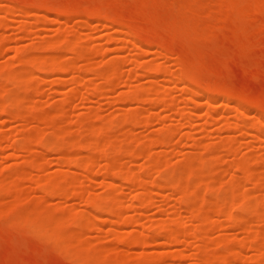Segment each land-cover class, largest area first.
<instances>
[{"label": "rangeland", "instance_id": "1", "mask_svg": "<svg viewBox=\"0 0 264 264\" xmlns=\"http://www.w3.org/2000/svg\"><path fill=\"white\" fill-rule=\"evenodd\" d=\"M29 1L0 0V132L4 134L0 141V264H137L140 257L146 258L147 264H208L198 258L203 250L198 251L201 245L191 236L196 222L187 220L191 214L179 202L178 191L171 193L167 185L162 189L150 186L154 191L151 204L130 206L136 186H126L116 176L113 177L116 185L107 184L110 179L109 176L106 180L107 173L104 175L106 166L110 171L105 166L107 160H113L122 171L139 172L147 165L145 157L139 154L141 149L159 153L158 170L150 168L143 179L175 181L180 176L181 187L189 184L199 189L189 206L200 205L203 199L218 201L236 214V222L228 223L206 204L201 205L203 209L198 215L206 216L208 222L214 220L212 226L204 225L208 242L203 249L212 258L227 255L231 247L241 244L247 230L264 231V216L257 214L264 213V135L256 139L240 128L242 121L254 118L253 107H248L246 114L237 119L232 106L235 102L223 110L220 100L214 99L212 103L218 109L209 117L204 96L198 95L192 101L179 88L180 82L168 88L172 83L165 80L166 73L175 77L185 64L200 80L263 104L264 0H240L237 3H242L243 12L240 7L234 12L237 3L227 7L224 0L36 1L40 7L29 6ZM105 3L112 19L104 21L110 23L107 28L102 26L101 18H89L86 23L72 15L88 6L84 8L89 9L86 16H100L95 6L98 4L102 9L107 6H103ZM18 4H26L28 11H19ZM64 10L71 11L69 17L63 15ZM116 22L134 30L138 41L118 33ZM57 30L64 33L60 40L63 41L57 43L62 45L52 50L56 60L70 57L65 44L83 36L78 41L89 51L88 56L74 59L82 83L99 85L94 72L115 59L120 61L121 78L117 84L99 88L90 95L84 85L75 87L71 72L47 69L25 72L26 63L16 61L14 51L32 53V61L37 62L46 51L41 44L52 39ZM135 42L146 43L149 48L141 51ZM147 63L160 65L165 71L155 72L154 80L152 75H144L141 64ZM18 78L22 80L14 84ZM153 82L157 95L164 92L172 100L171 110L159 103L149 104L147 91L140 101L123 99L133 89ZM63 101L67 103L60 112ZM9 105L12 112L23 108L27 114L18 119L11 116L14 113L1 111ZM131 114L137 115V121L127 124L123 118ZM24 133L32 136L29 157L23 150L10 147V142L19 140ZM158 134L165 135L164 145L152 143L150 137ZM55 135L62 147L44 146L42 141L52 142L49 140ZM94 135L100 138L97 146L104 145L106 152L94 153L93 169L84 170L81 162L90 151L85 144ZM39 138L43 145L37 143ZM63 155L79 165L61 164ZM247 155V164L258 175L256 184L242 180L243 172L233 164ZM188 156L194 157L185 159ZM32 158L40 168L33 165ZM184 166L186 170L180 169ZM162 167L166 170L165 177L160 171ZM14 169L24 172L16 173ZM65 178H71L70 182ZM44 179L53 188L63 184L80 195H45L38 187ZM247 190L252 193L236 209L235 192ZM102 196L114 201L121 216L136 215L135 221L120 223L103 211L99 219L93 218L90 214L94 209L88 198ZM45 212L50 219L44 218ZM178 221H182L177 228L183 238L181 243L164 242L152 231L156 223ZM146 229L149 230L145 232ZM121 232L137 233L143 241L138 244L117 241L115 234ZM220 237L224 242L215 245L213 241ZM256 244L262 251L260 258L252 242L245 241L240 246L239 258L218 264H256L257 260L258 264H264V233L258 234Z\"/></svg>", "mask_w": 264, "mask_h": 264}, {"label": "bare ground", "instance_id": "2", "mask_svg": "<svg viewBox=\"0 0 264 264\" xmlns=\"http://www.w3.org/2000/svg\"><path fill=\"white\" fill-rule=\"evenodd\" d=\"M36 1H40V0H32V1L30 0L27 4H29V6L34 5V6L40 7L39 5H37V4H39V2H36ZM239 1L240 0H224L227 7H230L232 4H235ZM238 4L239 3H237L236 8H234V12H236L237 9L241 8L242 3H240L239 5ZM18 5H20V4H18ZM105 5H107V6H105ZM103 6H105V7H102V9H101V7H99L98 4L95 6V8L98 11V13L100 14V16H98V15L86 16L88 14L89 9H84V8L85 7L87 8L88 6L81 7L80 10L82 12L79 11L76 13H72V15L82 18L83 19L82 21L84 22V20H85L86 23L88 22L89 18H94V19L101 18L102 22H104V21L108 22V20L112 21V19L109 17L110 16L109 13H111L110 10H108V9H110L108 7L109 5L107 3H105ZM243 8H244V6H243ZM243 8H241V10ZM17 9L21 12L28 11L26 4H25V6L20 5L19 7H17ZM235 9H236V11H235ZM227 10H228V8H227ZM241 10H239L240 14H241ZM243 10H242V12H243ZM70 13H71V11L64 10L63 15L69 17ZM99 20L100 19H98V22H99ZM107 22L102 23V26H104V28H107L109 26L110 23H107ZM116 23L118 24L117 25L118 28L116 29L118 31V33L119 32L122 33L123 36L124 35L129 36L131 38L130 40H137L136 36H138V35L134 30H130L129 27L123 25L120 22H116ZM63 33L64 32H59V30H57L55 36L52 39L43 41V43L41 44L42 47L44 49H46V51H49V52L45 51L41 56L38 57L37 62L32 61V59H31L32 53H29V54L25 53V50H22V49L21 50L17 49L14 51L15 52L14 56L16 58L15 60L18 62L26 63L25 66L27 69L25 70V72L29 71L31 74L34 73L33 71H36V70L45 71L46 69H47V71H52V72H57V73L71 72L73 75L71 80L75 84V87H78L79 85H84V87L86 89L85 92L87 94H90V95L94 94L97 91V89H99V88H100V90H101V88L106 89L105 87L108 88V87L113 86V84H117V81L121 78L119 73H118V64L120 61L115 60V59L105 62L103 64L102 68H100L97 73L96 72H94L95 74L93 73L94 75H96L99 78V81H98L99 85L95 84L94 86H92V85H86L85 86V83H82V79L79 76L80 75L79 74V72H80L79 68H78L79 72H77L79 75L76 73L77 68L75 67V60L74 59L78 58V57L83 58L85 55H87L89 53V51L85 47H82L81 41H78V40H81L83 38V36H81V38L78 40H74L73 42L67 41V46L65 44L64 48L66 47L65 50H68V52L70 51V53H71L70 57L63 59V60H56L55 56H54L55 51H52V50L59 48L62 45V44L57 45V43L63 41V40L60 41L63 37ZM107 35L108 34H106L104 37L106 38ZM64 37H65V34H64ZM138 43L139 42H137L135 45L141 51H146V48H149V45L146 43H143V44L139 43L141 45H139ZM151 43H153V42H151ZM43 48H41V49H43ZM0 49H1V46H0ZM55 55H56V53H55ZM85 64L87 65V62ZM141 66H142V70L144 71V75H147V76L152 75L154 80L157 79L155 77V75H153V74H156L155 72H164L165 71L160 65L154 66V64L147 63L144 65L141 64ZM184 66L185 67H184V69L182 68L183 69L182 72H179V74L175 77L171 76L172 73H166L165 74L166 82L172 83V84H170V86L168 88L175 87V85L173 83L178 81V82H180L179 88H181L183 90V92L186 93L187 98L191 99L192 101H195V99L198 95L204 96L205 97L204 103L206 104V109H207L206 113L208 114L209 117L212 116V113H214V111H216L218 109V107L214 106V103H212V101L214 99L220 100V105H222L221 108L223 110H226L227 105H231L232 102H235L232 106H233V111H234V115L236 116V118L241 117L242 114L245 113L246 110L248 111V109H249L248 107L252 106L253 110L252 109H250V110L253 111L252 116L254 118L252 117L253 119L249 120V121L248 120L242 121L241 127L240 126L239 127L241 128L242 132H244V133H250L251 132L256 139H260L263 137V135H264V105L263 104L264 103L263 104L262 103H259V104L254 103V102L250 101L249 99H247L245 96H243L241 94L237 95L236 93L234 94L233 91L225 89L222 86L213 85L209 81L204 82V81L200 80V78L196 74L189 72L188 69L186 68L187 66L185 64H184ZM85 67L86 66L84 65V68ZM87 67L89 68V66H87ZM95 70H97V68ZM90 71H88V72L90 73ZM21 80L22 79L18 78L13 83L18 84V81H21ZM23 80L25 83H29L28 79L24 78ZM103 84H104V86H103ZM155 84H156V82H153L150 85H143V86L141 85L137 89H133V91L126 93L123 99L140 101L142 99L141 97H142L143 93L147 91L150 93V96L148 97V103L149 104L159 103L160 105L163 106V108H165L167 110H171L172 105H173L172 100L167 99V93L162 92L161 95H157L155 93V91H156ZM66 103L67 102L63 101L60 108L58 109L60 112H62L63 108H65ZM1 111L4 113L6 112L9 115L14 113L11 116L15 115V117L17 116L18 119H20L19 117H24V115L27 114L26 109H23V108H19L16 112H12V106L11 105H9V107L4 106ZM59 111H57V112L60 113ZM187 117H190V116L187 115ZM123 121L127 122V124L129 121L136 122L137 121V115L131 114L129 116H125V118H123ZM234 126H235V124H234ZM22 135L23 136H21L19 140H14V141L10 142V147L16 151L23 150L25 153L28 154V157H29V156H31L30 155L31 152H28V149L30 148L29 143L32 140V136H28L29 135L28 133H24ZM3 136H4V134H2L0 132V141H1ZM94 136H96V137L95 138L93 137L92 139L90 138V140H88L87 143L85 144V146L90 151L88 154L83 156V160L81 162V167H83L84 170H92L93 169V165H94L95 157H96L94 153L104 154L106 152L104 145L97 146L98 142L100 140L99 136L98 135H94ZM150 138H153V140L151 139L152 143L154 142V144H156L158 146L164 145L167 142L165 135H163V134H158L157 136L155 135L154 137L152 136ZM57 139H58V135H55L54 139L49 140L52 142H47L48 140L42 141V139H40V138L36 141H37V143L40 142V145H43V144H41L43 142L45 144L44 146H46V147L58 149V148L62 147V143L59 139L58 140ZM54 140H55V142H53ZM52 144H54L55 147ZM73 144L74 143H69V145H73ZM226 148H228V147H226ZM139 154H141L147 160V162H146L147 165L143 166V170H140L139 172H134V171L129 170V169L122 171V170H120L119 167H117L116 163L113 160H107V162L105 163V166L108 165V167L110 168V171L114 172V173H112V175H110L111 172L109 171L107 166H106V169H104L105 170L104 175L106 173L108 174L110 172L108 175L107 174L105 175L106 180L109 179L107 177L110 176V179L108 180V183H107L108 185L115 184L113 177L116 176V177L120 178L121 180L125 181L126 186H136L137 187V192H135L133 194V196L130 200V203H129L130 206H136L138 203H142L144 206L150 205L152 198H153L154 191H151L149 187L154 186L157 189H162V188H164V186L166 187V185H167V188H169V189L171 188L170 189L171 193H173L174 191L180 192V193L177 192L179 202L182 203L184 205V209H187V211L189 210V213L191 214V216L189 218H187V220L188 221L195 220V222H196V223H194L195 227H194L193 231L191 232V236L198 239L199 244L201 245L198 248V251L200 252V250H203L198 255L199 256L198 258L200 260H203L204 262H208V264H218L221 261L226 262L229 260H234V258L237 259V258H239L238 254H239L240 246L242 245V243H245V241H247V243L252 242V247L257 251V258H260L262 256L261 248H260L259 244H256V243H257L258 234L263 235L264 231L261 230V231H258V233H257V232H254L252 230H247L244 239L240 242L241 244H237L236 246L231 247L229 249L227 255L221 254V255L216 256L215 258H212L210 256V254L206 250L204 251V249H203L208 242L206 240L205 234H204V225L207 224L208 226H212V224H214V220H211L210 222H208L207 217L203 216V215H198V212L200 213V210L203 209L202 206H205V204H206V206H208L211 210H213L214 213L216 212V214L221 215L223 217V219L225 221H227L228 223L236 222L235 221L236 220V216H235L236 214H234L233 211L228 210L224 203L218 202V201H212V200L208 201V200L203 199L201 201V203L203 205L198 204L197 206H194V207L189 206L192 199L198 195L199 189L197 187H189V184L183 185L181 187L180 182H179L180 176H178V179H176L175 181L166 180L168 178L164 179L163 177H165L164 174L166 173V172H164V171H166L165 169H163L164 167H162L160 170V171H163L162 172L163 177H160L162 174L159 175V178L160 179L163 178L164 180L160 181L157 179L156 180L153 179V180L149 181L147 179H143L142 176L144 173H147V171H150V168H151V170H153L152 167H154V168L156 167L157 159L159 157V153L151 154L149 151H145L144 149H141ZM189 157L193 158L194 156H188L185 159H190ZM30 160L32 161L34 166L38 165L36 163V161L33 160V158ZM248 160H249V156L248 155L244 156V159L242 161H240L238 163H233L236 166V167L235 166H233V167H235V168H237V170L239 169L243 172V177H242L243 179L242 180L251 182L252 184H256V180L258 182V179H257L258 175H257L254 167L249 166V164H247ZM60 162H61V164L62 163L63 164H71L74 166L79 165L78 161L72 159L68 155L61 156ZM185 166L181 167L180 169L183 170L185 168ZM37 167L40 168L39 166H37ZM15 168H17V167H15ZM158 168L159 167H156L155 169L158 170ZM200 169H202V168H200ZM107 170L109 172H107ZM184 170H186V168ZM14 171L16 173H17V171H20V173L24 172V171H21L20 169H14ZM69 172H72V171L69 170ZM158 174H159V171H158ZM234 175H236V174L234 173L233 176ZM65 179L68 182H70L71 178H65ZM162 181H165V183ZM166 181H167V183H166ZM168 182H170V183H168ZM38 187L44 192L45 195L50 194V193H55V194L61 195V196H66L69 194L80 195L79 192L76 191L75 189L63 187V184L56 185V187L53 188L54 185L50 184L48 182V179H46V180L44 179L43 181L39 182ZM251 193H252L251 190L242 191V192H235V197L237 199V204H236L237 206L235 208L238 209V207L240 206L239 202H242L244 200V198ZM88 202L92 205V207L94 209V211L91 212L90 215L95 219H99L98 215L100 214L101 211H103V212H106V214H109L110 216H112L115 221L120 222V223H129V222L133 223L135 221L136 215H134V214L127 215V216L126 215L121 216L120 209L116 206L114 201L109 200L108 197H105V196L96 197V198L90 197V198H88ZM263 203H264V200H263ZM241 207H242V205L239 208H241ZM257 214L259 217L264 216V213L259 212ZM49 217H50V215L48 214V212H45L44 218L48 220V219H50ZM86 220H85V222H86ZM114 223H116V222H114ZM181 223H182V221H178V222L173 223V224H171L169 222L156 223L155 225H153V227L156 230H153L154 229L153 228L152 231L155 232L157 237L163 238L164 242L181 243L183 241V238L177 231V228H179L181 226ZM117 230L118 229H116V231ZM148 230L149 229H146L145 232H147ZM121 233L122 234H115V236L117 237L116 239H118L117 241L120 240L121 242H131V243H135V244H138V243L143 241V237L137 233H124V232H121ZM223 242H224V239H222V237L217 238L213 241V243L215 245H218V244L223 243ZM145 259L143 257L138 258L137 264H147ZM258 263H259V260L256 261V264H258Z\"/></svg>", "mask_w": 264, "mask_h": 264}]
</instances>
